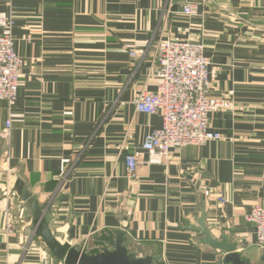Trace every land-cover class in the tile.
<instances>
[{
    "label": "crops",
    "instance_id": "0c3cea01",
    "mask_svg": "<svg viewBox=\"0 0 264 264\" xmlns=\"http://www.w3.org/2000/svg\"><path fill=\"white\" fill-rule=\"evenodd\" d=\"M1 14L25 64L16 104L0 102V264H65L37 232L32 197L60 241L90 254L123 232L157 264H227L189 228L206 210L215 238L262 262L246 215L264 205V0H0ZM169 37L205 45L212 93L229 106L209 117L220 140L150 163L143 144L163 119L134 99L158 89L156 44Z\"/></svg>",
    "mask_w": 264,
    "mask_h": 264
},
{
    "label": "built area",
    "instance_id": "2783aa9c",
    "mask_svg": "<svg viewBox=\"0 0 264 264\" xmlns=\"http://www.w3.org/2000/svg\"><path fill=\"white\" fill-rule=\"evenodd\" d=\"M183 12L194 15L198 7L186 3ZM14 21L5 14L0 15V102L6 101L13 107L18 99L21 68L25 60L15 51L12 35ZM135 56V52L131 53ZM158 68L156 75L161 82L156 91L142 89L134 99L137 112L148 115L160 114L162 127L151 131L145 138L143 147L149 153L150 163H163L169 158L173 148L189 145L202 146L222 135L212 131L209 117L214 111L227 108L228 101L217 98L212 93L210 83V59L202 42L174 38L161 39L156 44ZM11 120L5 125L4 137L10 135ZM139 160L136 155L127 157V173L135 177ZM13 197V196H12ZM21 213L26 209L20 204ZM7 230L15 223L9 210ZM256 228L257 244L264 251V205L255 204L246 215Z\"/></svg>",
    "mask_w": 264,
    "mask_h": 264
},
{
    "label": "water",
    "instance_id": "95a60500",
    "mask_svg": "<svg viewBox=\"0 0 264 264\" xmlns=\"http://www.w3.org/2000/svg\"><path fill=\"white\" fill-rule=\"evenodd\" d=\"M33 218L37 221V232L46 244L48 250L65 264H157L151 256L135 257L125 246V235L120 232L109 242V247L96 253H88L84 249L71 246L68 242L60 241L51 228L53 214L39 205L37 197L29 201ZM206 210L203 211L200 225L190 226L201 233L200 244L210 246L224 254V261L227 264H251L243 258L238 251L237 243L231 241L229 235L224 233L221 239L213 236L206 224ZM264 264V255L262 257Z\"/></svg>",
    "mask_w": 264,
    "mask_h": 264
},
{
    "label": "rangeland",
    "instance_id": "374dc122",
    "mask_svg": "<svg viewBox=\"0 0 264 264\" xmlns=\"http://www.w3.org/2000/svg\"><path fill=\"white\" fill-rule=\"evenodd\" d=\"M157 68H158V64H157ZM1 194H4V195H8V192H7V190H1V192H0ZM95 247L96 246H94V245H91L89 248L91 249V250H93V249H95ZM99 248L101 249V247L99 246ZM255 264H262V262H261V260L260 259H258V260H255Z\"/></svg>",
    "mask_w": 264,
    "mask_h": 264
},
{
    "label": "trees",
    "instance_id": "16d2710c",
    "mask_svg": "<svg viewBox=\"0 0 264 264\" xmlns=\"http://www.w3.org/2000/svg\"><path fill=\"white\" fill-rule=\"evenodd\" d=\"M93 253H95V252H93Z\"/></svg>",
    "mask_w": 264,
    "mask_h": 264
}]
</instances>
